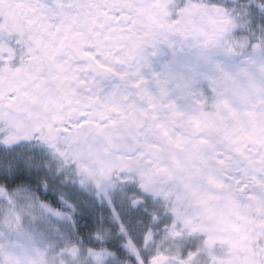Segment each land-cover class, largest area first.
<instances>
[{
	"label": "snow or ice",
	"instance_id": "obj_1",
	"mask_svg": "<svg viewBox=\"0 0 264 264\" xmlns=\"http://www.w3.org/2000/svg\"><path fill=\"white\" fill-rule=\"evenodd\" d=\"M0 264H264V0H0Z\"/></svg>",
	"mask_w": 264,
	"mask_h": 264
}]
</instances>
